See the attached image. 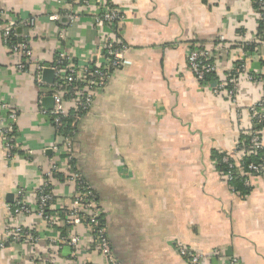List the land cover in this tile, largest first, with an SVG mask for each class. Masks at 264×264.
<instances>
[{"label": "crops", "instance_id": "obj_1", "mask_svg": "<svg viewBox=\"0 0 264 264\" xmlns=\"http://www.w3.org/2000/svg\"><path fill=\"white\" fill-rule=\"evenodd\" d=\"M107 1L125 11L115 37L129 51L79 120L73 147L76 167L104 209L117 260L189 264L176 251L179 244L224 257L205 264H226L230 257L238 264H264V176L253 177L250 189L235 193L216 165L222 155L237 160V147L244 146L253 128L249 109L264 94V29L260 34L255 0ZM76 10L84 9L77 5ZM65 12L55 0H0V27L34 18L32 48L46 64L59 49L79 65L102 62L104 38L91 15L71 22ZM54 14L60 15L58 22H51ZM257 39L255 51L244 50ZM217 44L218 80H225L234 64H243L245 75L263 79L255 83L241 77L238 107L197 81L188 67L193 47ZM18 61L0 36V103L19 112L18 143L31 152L11 160L0 140V243L16 221L18 191L24 190L35 211L42 170L63 163L53 152L56 130L44 113L52 108L45 105L50 87L19 72ZM54 189L59 203L71 207V188L54 181ZM20 219L42 239L33 246L0 248V264H105L89 251L83 228H77L81 241L75 261L68 248L51 251L49 239L58 236V229L35 214Z\"/></svg>", "mask_w": 264, "mask_h": 264}, {"label": "built area", "instance_id": "obj_2", "mask_svg": "<svg viewBox=\"0 0 264 264\" xmlns=\"http://www.w3.org/2000/svg\"><path fill=\"white\" fill-rule=\"evenodd\" d=\"M57 6L65 9V15L71 22L80 20L83 13L91 15L95 30L102 35L103 59L88 65H79L70 59L66 51L59 49L55 60L46 64L35 57L32 48L30 32L35 28L36 20L7 22L0 27V36L7 46L10 54L19 59L16 68L26 76L34 77L42 86L50 87V98L53 107L50 111L44 110L51 124L56 130L57 142L53 152L63 162L51 163L46 170H42L43 181L36 192L37 207L34 211L25 199L24 190L18 191L15 201V223L8 225L3 232L4 241L0 243L1 249H6L11 244H38L42 236L33 228H29L20 219L23 216L36 215L42 219L49 228H56L59 234L56 238L49 239L51 251L54 254L70 249V257L77 261L80 252L81 235L77 228H83L88 236L89 251L100 255L105 264H120L117 260L111 242L108 238L107 226L104 219V209L98 201L95 191L78 171L75 163L73 137L77 124L82 116L88 113L94 100L106 88L113 71L119 69L125 59L129 47L115 37V30L125 18V11L112 6L107 0H55ZM257 1V12L260 22L264 23V0ZM77 5L82 12L76 10ZM4 12H1V14ZM59 14L50 17L51 22L60 20ZM26 30V34L19 30ZM15 42V40H17ZM225 43V38L220 37ZM258 42L260 39H257ZM256 40V41H257ZM263 40V39H262ZM252 42L246 43L247 51ZM220 50V45H214V49L195 46L188 56V67L197 81L208 88H212L216 96L225 95L229 100L239 106V85L241 77L246 76L250 82H259L263 79L259 76L245 75L243 64H234L228 71L225 80L217 79V65L214 57ZM46 69L54 72L53 83L43 80ZM264 82V81H263ZM240 113V110L238 109ZM253 128L250 130L248 145L237 147V160L229 156L221 161L227 165V171L223 173L228 184L239 180L246 189L251 187L253 177L264 176V94L263 98L249 109ZM19 112L7 103H0V140L3 143L9 159L17 155L29 157L31 152L18 143L17 122ZM240 154V155H239ZM246 157H255L258 161L245 163ZM219 163H216L218 165ZM54 181L65 182L72 190V205L69 208L59 203L54 189ZM235 192V189L233 188ZM178 254L189 264H205L210 259L223 260L219 251H214L210 256L184 248L175 244ZM81 264H90L88 262ZM226 264H238V259L230 257Z\"/></svg>", "mask_w": 264, "mask_h": 264}, {"label": "trees", "instance_id": "obj_3", "mask_svg": "<svg viewBox=\"0 0 264 264\" xmlns=\"http://www.w3.org/2000/svg\"><path fill=\"white\" fill-rule=\"evenodd\" d=\"M255 6H256V9H257L258 6H257V1L256 0H255ZM259 26H260V34H261L262 33L261 31L264 29V23L263 22L262 23L260 22V25ZM262 37L264 39V35H262ZM16 41H18V39L15 40V42ZM259 44H260V42L258 43V40L256 42H253L249 47H247V51H249V52L255 51L256 48L259 46ZM250 139H251V137H250V132H249V135L246 137V141H245L244 145H248ZM226 156L227 155H222V156L216 158V163H219L217 165V168H218V170L221 173H225L227 171V165H225L221 161ZM257 158H255V157H246L244 161H245L246 164H249L250 162H254V161L256 162V161H258ZM231 186H232V188L235 189V193H239L241 191H245V190L247 191L248 190V189L244 188V186L240 183L239 180L235 181L233 184H231Z\"/></svg>", "mask_w": 264, "mask_h": 264}, {"label": "water", "instance_id": "obj_4", "mask_svg": "<svg viewBox=\"0 0 264 264\" xmlns=\"http://www.w3.org/2000/svg\"><path fill=\"white\" fill-rule=\"evenodd\" d=\"M54 72L50 69H46L43 73V80L46 83H53L54 81ZM45 105L48 107H53V100L51 98H48L45 100Z\"/></svg>", "mask_w": 264, "mask_h": 264}]
</instances>
